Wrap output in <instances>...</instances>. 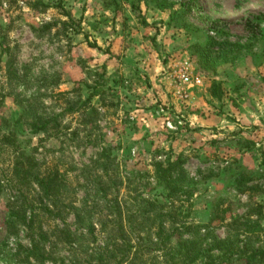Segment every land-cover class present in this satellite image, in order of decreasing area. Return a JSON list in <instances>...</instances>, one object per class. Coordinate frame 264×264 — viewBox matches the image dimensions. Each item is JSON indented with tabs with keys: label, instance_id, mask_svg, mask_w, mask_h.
Returning a JSON list of instances; mask_svg holds the SVG:
<instances>
[{
	"label": "rangeland",
	"instance_id": "1",
	"mask_svg": "<svg viewBox=\"0 0 264 264\" xmlns=\"http://www.w3.org/2000/svg\"><path fill=\"white\" fill-rule=\"evenodd\" d=\"M167 1L173 7L160 11L153 4L138 0H0V43L5 39L2 48L9 49L14 67L25 68L30 77L57 75L60 84L55 91L68 92L70 97L81 100L95 90L98 79L94 73L105 72L101 83L104 86L97 92L106 94L95 93L90 101V106L99 111L92 127L100 131L95 129L87 137L78 114L62 119L63 125L78 132L74 139L67 135L60 139L30 135L18 127L19 151L45 167L56 165L65 174L69 193L83 183L79 171L91 167L102 147L110 149L122 175L133 169L150 170L154 157L163 161L171 153L173 160L183 158L184 170L198 182L203 175L221 176L232 158L239 159L248 169H257L264 158V125L244 127L234 117L250 105L246 92L256 93L264 88V64L256 66L264 58V0H192L187 21L193 27L188 31L180 29L172 18L181 1ZM37 4L48 8L40 13V7L34 9ZM132 5L137 8L132 9ZM64 12L76 23L68 24ZM211 21L221 23L217 34L209 29ZM45 25H50V30H43ZM206 38L215 44L239 45L242 49L210 47L213 55L215 52L220 56L221 64L211 74L200 69L191 49ZM5 62L0 48V96H6L0 117L15 121L19 109L11 96L20 90L6 81ZM184 66H188L191 75L187 86L174 78V73ZM214 79L220 82L223 92L220 100L211 97ZM102 104L106 107L102 108ZM44 105L46 112L59 113L64 109L62 102L46 100ZM86 112L89 114V109ZM12 159L11 149H0V171L10 169ZM1 176L4 185L0 195V242L5 239L3 225L9 206L21 200L19 193L30 196L28 201L34 198L32 192L17 186L7 172ZM224 189L220 180L200 183L191 200L189 221L197 225L207 222L210 197L224 193L230 200H237ZM76 192L78 200L85 197L84 190ZM159 193L155 187L149 192L151 196ZM122 194L127 201L129 195L123 191ZM240 200L245 202V198ZM254 201L264 203V195ZM92 212L97 221L99 211ZM242 213L241 209L235 212ZM73 224L72 213L65 212L60 219L45 220L43 227L49 232L66 228L72 231ZM220 229L219 235L224 236V229ZM62 240H51L56 244L57 260L73 258L75 252ZM101 242L99 238L98 244ZM17 243L27 244L21 232L6 239L10 250Z\"/></svg>",
	"mask_w": 264,
	"mask_h": 264
},
{
	"label": "trees",
	"instance_id": "2",
	"mask_svg": "<svg viewBox=\"0 0 264 264\" xmlns=\"http://www.w3.org/2000/svg\"><path fill=\"white\" fill-rule=\"evenodd\" d=\"M138 1L153 4L160 11L173 7L167 0ZM180 1V9L173 12L172 18L180 29L188 31L193 27L187 21L192 0ZM38 7L41 8L40 13L48 8L37 4L34 9ZM131 8L137 7L132 5ZM64 16L68 24L76 23L70 14L64 12ZM220 24L219 21L209 22L210 31L217 34ZM50 28V25H45L42 29L48 31ZM4 42L5 39L0 48L1 54L6 56V81L20 92H13L11 96L19 109L17 120L8 121L0 117V149L5 147L13 152L10 169L0 171V195L4 185L1 175L7 172L17 186L32 192L34 198L28 201L30 196L20 192L21 200L17 199L9 206L3 225L5 239L0 242V264H264V203L254 201L255 197L264 195V158L257 169H248L239 159L232 158L222 169L221 176L203 175L198 182L189 178L183 168V158L173 160L171 153L163 161L154 157L150 170L133 169L122 175L120 164L111 156L110 149L102 147L91 167H83L79 171L83 183L77 184V189L69 193L65 174L56 165L45 167L32 156L19 151L16 140L18 127L30 135L43 134L54 139L67 135L74 139L78 132L72 131L68 124L63 125L62 119L78 114L82 118V132L87 137L95 129L100 131L92 127L99 111L90 106V101L95 93L100 96L106 94L105 91L97 92L104 86L101 83L105 72L94 73L98 81L94 92L85 100L72 98L68 92L55 91L60 84L57 75L30 77L25 68L14 67L15 60L9 49L2 48ZM213 45L242 49L239 45L215 44L208 38L205 42L193 44L191 49L196 63L202 71H210L211 74L221 66L218 62L220 56L209 50ZM262 64L264 58L256 66ZM82 69L85 70L84 67ZM86 88L92 89L91 86ZM222 96L220 82L214 79L211 97L220 100ZM5 97L0 96V111ZM46 100L62 102L64 109L59 113L46 112ZM101 107L106 106L102 104ZM88 109L89 114L86 112ZM246 144L252 145V142L246 141ZM213 179L222 181L225 192L237 200H230L224 193L210 197L207 222L194 224L189 221L191 200L200 183L206 184ZM154 187L160 193L151 196L149 192ZM76 190H84L82 200L76 198ZM122 191L129 195L127 201H124ZM240 198H245V202ZM75 203H80V206ZM238 209L243 210L241 215L235 214ZM94 210L99 211L97 221L92 214ZM65 212L72 213V231L70 228L53 232L44 229L45 220L60 219ZM220 227L224 229V236L219 235ZM19 232L23 233L27 244L17 243L15 249L10 250L6 239L18 236ZM61 237L62 244L75 252L73 258L57 260L56 244L51 240ZM99 238L102 239L100 244Z\"/></svg>",
	"mask_w": 264,
	"mask_h": 264
},
{
	"label": "crops",
	"instance_id": "3",
	"mask_svg": "<svg viewBox=\"0 0 264 264\" xmlns=\"http://www.w3.org/2000/svg\"><path fill=\"white\" fill-rule=\"evenodd\" d=\"M262 71L264 72V66L262 67ZM246 95L249 98V100L247 98V101H250V105H247L246 107H244L243 110L236 113V116L234 117L237 119V121L240 122V125L244 127H247L250 125H254V126L264 125V88H260V90L257 91L256 93H252L248 91L246 92ZM212 121L213 123L215 122V120H212ZM134 134L135 133H133V135ZM135 138H136V135H134L133 138L131 137V140L133 141V143L135 142ZM137 138L140 139L139 142L142 143L143 138L141 136ZM263 146H264V143H263Z\"/></svg>",
	"mask_w": 264,
	"mask_h": 264
},
{
	"label": "built area",
	"instance_id": "4",
	"mask_svg": "<svg viewBox=\"0 0 264 264\" xmlns=\"http://www.w3.org/2000/svg\"><path fill=\"white\" fill-rule=\"evenodd\" d=\"M174 78L184 86H187L191 83V75L189 73L188 66H184L181 69L177 70L174 73ZM196 84H199V81L196 82Z\"/></svg>",
	"mask_w": 264,
	"mask_h": 264
}]
</instances>
